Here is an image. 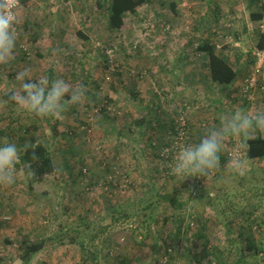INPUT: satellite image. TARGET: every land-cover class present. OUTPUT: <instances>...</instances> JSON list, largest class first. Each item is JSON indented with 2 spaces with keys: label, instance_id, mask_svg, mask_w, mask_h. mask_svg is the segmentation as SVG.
<instances>
[{
  "label": "rangeland",
  "instance_id": "rangeland-1",
  "mask_svg": "<svg viewBox=\"0 0 264 264\" xmlns=\"http://www.w3.org/2000/svg\"><path fill=\"white\" fill-rule=\"evenodd\" d=\"M108 1L33 0L20 10L15 58L0 65V98L17 86L16 73L30 68L33 80L82 83L87 101L57 118H36L12 103L0 109V143L40 141L54 163L32 190L19 168L13 185L0 186V264H21L17 245L42 236L62 239L48 241L31 264H264V158L252 160L242 150L243 170L230 172L229 153L240 143L230 138L217 170L182 181L171 174L177 151L159 156L180 116L186 145L239 108L264 109V88L256 86L233 96L224 89L222 111L215 110L207 95L219 92L207 89L206 55L197 48L204 40L221 44L216 51L237 57L247 77L258 41L251 13H260L264 0H246L235 17L216 18L198 5L176 14L170 0H147L113 31L103 7ZM226 34L232 43H224ZM192 74L200 80H190ZM55 122L57 135L49 128ZM206 179L209 205L190 206L188 193ZM153 189L186 202L176 208L161 201L149 220L134 207Z\"/></svg>",
  "mask_w": 264,
  "mask_h": 264
},
{
  "label": "clouds",
  "instance_id": "clouds-1",
  "mask_svg": "<svg viewBox=\"0 0 264 264\" xmlns=\"http://www.w3.org/2000/svg\"><path fill=\"white\" fill-rule=\"evenodd\" d=\"M22 7L20 0H0V65L9 64L15 58L17 23ZM15 81L17 86L6 93L7 99L0 98V109L12 103L30 116L57 118L67 106L87 101V90L82 83L72 84L59 77L50 81L47 76L33 80L30 68L18 71ZM258 134L264 135V109L249 113L239 108L230 116L222 117L218 127L206 129L198 143L181 146L171 165V174L183 181L186 177L214 172L220 167V153L230 138H236L240 143L226 166L230 172L240 173L245 166L241 151L246 150L248 141ZM37 146L26 142L18 147L7 138L0 143V186L8 187L16 182V165L21 160V153ZM36 159L33 151L32 160ZM24 164V169L20 170L22 175L26 180H33L35 172L31 163Z\"/></svg>",
  "mask_w": 264,
  "mask_h": 264
},
{
  "label": "trees",
  "instance_id": "trees-1",
  "mask_svg": "<svg viewBox=\"0 0 264 264\" xmlns=\"http://www.w3.org/2000/svg\"><path fill=\"white\" fill-rule=\"evenodd\" d=\"M146 1L147 0H109L108 3L104 4L103 6L104 10L106 11L108 29L112 31L122 29L125 24L126 16L136 13L137 9L145 4ZM96 3L100 5V0H97ZM260 17L261 13H251V19L253 21L258 20ZM77 34L81 37L86 38V36L83 35V33H81L80 31H77ZM257 36L258 41L256 46L262 47L264 45V36L261 34ZM197 48L200 52L206 55V67L211 83L216 86H230L234 82L236 72L233 69L232 65L229 63L228 58L225 57V55L218 53L216 51V45L208 40L202 41L201 44L197 46ZM50 72H52V70H50ZM49 80L51 81L52 78H50ZM216 107L215 110H219V108L217 109ZM49 128L52 132H54V135H57V122L50 124ZM175 128L176 126L172 130V138H174L177 133ZM187 128L188 127L186 125V130ZM187 134L188 130L186 131L185 143L187 140ZM167 139L168 138H166V140ZM170 141L171 140L169 138L168 142L160 149H162L166 145H169ZM29 143L38 146L34 150L30 148L24 154L21 153V160L17 163L16 167L22 170L25 167L24 163H31L32 170L35 172V177L33 180H26V186L29 190H32L33 184L36 181L43 179L44 176L51 174L54 171V163L50 150L46 146H44L42 142L31 139L29 140ZM248 145L249 147L246 149V155L248 158L252 160L264 158V136L258 134L255 138L248 141ZM33 151L35 153V156L37 157L35 161L32 160ZM171 156L172 154L169 157L171 158ZM211 183L212 182L210 180L206 179L205 181H203V185L200 184V186H197V189H195L194 192L188 193L186 201H190V206H194V203L199 200L203 201V205H209V199L211 198L210 192H212L211 190H209V187L212 186ZM161 201L170 202L176 208H182L184 202H186L181 198L180 195L179 198L171 196L169 194L164 195L159 190L153 189L137 199L134 209L137 212L139 211L147 213V219L153 220L154 212L158 206V203ZM143 202H146L147 204L145 205L143 204ZM116 211H118V213H121V215H123V218L129 217V215L131 214L125 212V210L120 208ZM112 214L114 221L120 219V217L114 215V212H112ZM61 239L62 238H53L46 236H42L34 240L24 239L19 243V245H17V255H15L14 258L18 259L21 264H31L34 256L45 248L48 241H61ZM80 244L82 245L81 241ZM246 247L248 249L256 250V245H253L252 242H249ZM14 258H12V260Z\"/></svg>",
  "mask_w": 264,
  "mask_h": 264
},
{
  "label": "crops",
  "instance_id": "crops-1",
  "mask_svg": "<svg viewBox=\"0 0 264 264\" xmlns=\"http://www.w3.org/2000/svg\"><path fill=\"white\" fill-rule=\"evenodd\" d=\"M32 1L33 0H31V1L23 0L21 2V5L24 8H26L25 5H27V8H29L30 5L28 3L32 2ZM251 1L254 2V0H249V2H251ZM199 2H202L203 5L199 4ZM249 2L246 3V0H203V1H201V0L200 1H198V0H170L169 6H170V9L171 10L174 9V12H176V14H177L179 10H181L183 8L185 9L186 5L190 6L191 8L192 7L194 8L196 5H198L200 7H203V10H206V11L210 10L211 12H213L214 17L216 18V17H218V14H220V15L227 14L229 17H235L233 15H237V13H236V11L234 12V9L239 10L236 8V6H239L240 4H242L243 7H246L248 4H250ZM240 15H242V14H240ZM233 59H234L233 61L232 60L230 61L228 59L229 63L232 65L233 69L236 72V77L234 79V82L230 86L225 87V86H221V85L216 86V85L212 84L210 79H208L209 76H208V72H207V67H205L206 71H204V72H206V74H207V79H208L207 84H208V86H210L207 89H212L215 87L218 89V92H219L217 97H215L213 95H211V96L207 95L209 98H211L214 101V104H216V106H218L217 104L221 103L220 97L223 98L222 94H224V93H222V91L224 89H225L224 91H227V94H230V96L236 95L237 91H235V90H238L239 94H241L240 92H243L242 91V85H243L244 79L246 78V77H243L245 74V67H243V63L241 64L240 62L239 63L237 62L238 61L237 57H235ZM177 61L179 62V64L182 63L181 59H179V58L176 59V62ZM187 73H188V71H187ZM186 74H182V76L184 77V75H186ZM189 78H190V80H194L195 82H197V80L198 81L200 80V77L198 76V74H195V75L192 74V75H190ZM180 81H181V79H180ZM201 95H202V93L200 94V97H201ZM216 108L218 109V107H216ZM221 111L222 110H220V112Z\"/></svg>",
  "mask_w": 264,
  "mask_h": 264
},
{
  "label": "built area",
  "instance_id": "built-area-1",
  "mask_svg": "<svg viewBox=\"0 0 264 264\" xmlns=\"http://www.w3.org/2000/svg\"><path fill=\"white\" fill-rule=\"evenodd\" d=\"M23 0H20V3ZM261 17L255 22V27L252 29L264 36V5L261 7ZM224 43H232L230 35L226 34L223 37ZM236 45V43H234ZM221 44H216V48L219 49ZM252 63L250 67L249 75L244 79L242 85V91L248 93L260 86L261 89L264 88V45L262 47L255 46L251 50ZM184 116L178 117L176 119L177 125L175 130L177 131L174 138L171 139L169 145L164 146L160 149L159 156L163 158L169 157L173 152L177 151L181 146L185 145L186 138V121ZM233 153H229L231 156ZM166 260V259H164Z\"/></svg>",
  "mask_w": 264,
  "mask_h": 264
}]
</instances>
